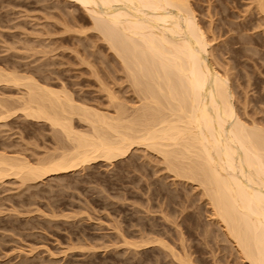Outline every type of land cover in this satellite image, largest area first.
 <instances>
[{
	"label": "rangeland",
	"instance_id": "obj_1",
	"mask_svg": "<svg viewBox=\"0 0 264 264\" xmlns=\"http://www.w3.org/2000/svg\"><path fill=\"white\" fill-rule=\"evenodd\" d=\"M190 2L214 39L217 69L230 75L237 110L264 125V18L255 0ZM100 34L73 0H0L3 69L65 86L76 101L107 114H116L119 101L134 112L140 95ZM22 89L2 83L0 97L15 105ZM18 114L0 122V152L32 162L60 152V133ZM162 159L134 146L113 162L96 160L27 186L14 176L0 181V264H185L180 255L194 264H248L224 239L201 186L174 176ZM146 237L169 247L146 248Z\"/></svg>",
	"mask_w": 264,
	"mask_h": 264
},
{
	"label": "bare ground",
	"instance_id": "obj_2",
	"mask_svg": "<svg viewBox=\"0 0 264 264\" xmlns=\"http://www.w3.org/2000/svg\"><path fill=\"white\" fill-rule=\"evenodd\" d=\"M73 1L123 63L140 106L134 112L122 101L116 106V94L107 91L113 94L110 102L116 99V114L110 115L76 101L65 86L55 88L0 66V84L24 87L15 105L0 97V122L21 112L47 122L66 141L57 146L59 153L35 163L23 154L0 152V181L14 176L26 185L96 160L113 162L142 146L161 155L174 176L201 186L224 239L234 243L240 258L264 264V125L245 120L237 110L230 75L217 69L214 39L190 0ZM254 7L264 18V0H255ZM76 118L85 125L79 127ZM161 241L142 242L146 248L167 246ZM176 257L194 264L188 256Z\"/></svg>",
	"mask_w": 264,
	"mask_h": 264
}]
</instances>
